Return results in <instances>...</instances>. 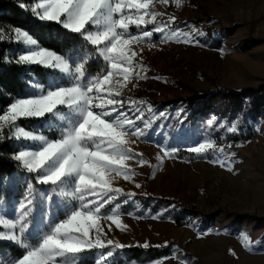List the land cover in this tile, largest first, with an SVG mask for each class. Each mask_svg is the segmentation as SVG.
Returning <instances> with one entry per match:
<instances>
[{
	"label": "snow or ice",
	"instance_id": "obj_1",
	"mask_svg": "<svg viewBox=\"0 0 264 264\" xmlns=\"http://www.w3.org/2000/svg\"><path fill=\"white\" fill-rule=\"evenodd\" d=\"M172 2L177 8L183 4V0L21 2L19 7L30 9L38 21L59 26L66 36L74 34L63 52L42 46L21 27L0 29V42L20 46L6 61L21 66L27 77L24 93L11 97V103L0 109V142H14L11 158L21 173L14 181L12 197L0 195V241L10 242L19 255L0 257V264H121V253L132 246L109 238L101 222H110L109 231L111 225L126 230L122 216L132 213H125L122 204L136 193L116 182L122 179L139 189L142 184L136 181L133 164L155 172L180 151L167 142L168 133L163 144L157 142L156 165L135 151L133 145L150 141L157 113L148 101L125 96L139 81L148 79L142 56L145 46L151 50L158 43L193 42L191 33L174 26L175 16L158 21L165 14L156 4ZM34 65L49 70L51 78L37 77ZM184 118L181 108L174 117L176 123L167 127L183 124ZM23 121L36 123L28 127ZM214 124L207 121L209 127ZM185 131L178 128L173 139ZM228 131L235 133L237 128ZM187 151L199 158L209 151L218 153L210 162L234 170L231 157L236 154L217 148L213 139H204ZM241 237L245 250H264V242L253 244L246 233ZM137 247L147 249L149 244ZM165 259L149 264H162ZM127 264L138 262L129 259Z\"/></svg>",
	"mask_w": 264,
	"mask_h": 264
},
{
	"label": "rangeland",
	"instance_id": "obj_2",
	"mask_svg": "<svg viewBox=\"0 0 264 264\" xmlns=\"http://www.w3.org/2000/svg\"><path fill=\"white\" fill-rule=\"evenodd\" d=\"M156 9L165 14L158 21L175 16L174 26L191 33L193 42L158 43L151 50L145 46L142 56L148 79L139 81L125 96L148 101L157 115L150 141L138 142L133 148L156 165L157 142L163 144L164 133H168L167 142L180 151L155 172L133 164L141 188L122 179L116 185L174 205L162 202L157 208H148L132 198L122 204L125 213H132L122 216L126 230L111 225L109 231L108 221H102V227L109 238L130 248H143L137 245L145 242L150 248L167 247L169 255L162 264H181V260L186 264H264V250H245L241 237L246 233L253 244L264 242V92L254 119L248 110L243 114L211 103L219 91H247V104L253 92L264 90V0H183L180 8L172 2L157 3ZM158 38L156 34L154 39ZM9 43L14 55L12 50L20 46ZM181 108L184 123L167 127L176 123L174 117ZM161 112L165 117L159 116ZM208 120L215 121L213 127L207 125ZM232 126L237 128L235 133L228 131ZM178 128L186 131L173 139ZM239 134L253 137L230 141L229 137ZM204 139H213L217 148L236 154L231 157L233 171L211 163L218 155L211 151L196 160L182 158L181 153H190L189 146ZM15 180L10 185L12 192ZM141 214L142 218H134ZM152 215L160 218L152 219Z\"/></svg>",
	"mask_w": 264,
	"mask_h": 264
},
{
	"label": "trees",
	"instance_id": "obj_3",
	"mask_svg": "<svg viewBox=\"0 0 264 264\" xmlns=\"http://www.w3.org/2000/svg\"><path fill=\"white\" fill-rule=\"evenodd\" d=\"M31 5L34 0H0V29L10 30L11 27H21L28 30L39 43L47 48L54 49L58 52H63L66 48L71 46V39L74 34L65 35L64 30L56 25H48L44 22L38 21L31 13L30 9H22L19 7L20 3ZM13 46L9 41L0 42V109H4L11 103V97L22 95L25 91L26 85L24 83L27 77L24 74L21 66L14 62L9 63L6 57L10 55ZM35 75L41 79L48 78L49 70L39 66H32ZM264 90L253 92L250 102L246 104L245 95L247 91H219L216 92L211 99L217 107H226L228 109L236 110L245 113L248 110L250 118L254 119V110L257 107V101L263 96ZM208 99V98H207ZM189 102L191 100H188ZM187 102V103H189ZM199 103H204V99H200ZM248 115V114H247ZM248 115V116H249ZM25 126L31 127L35 121H23ZM253 137V134L236 135L229 137L235 143L247 141ZM16 149L13 141L5 140L0 142V195L9 198L12 196V179L21 175L20 170L16 166V162L11 158L12 152ZM182 158L188 160H196L199 157L192 153H181ZM23 189L21 188L20 191ZM136 202L148 208H157L161 206L158 203L166 202V205H174L171 202L163 200H154L150 197H143L136 194L133 197ZM154 202V204H151ZM176 206V205H175ZM177 207V206H176ZM182 209L181 207H179ZM183 211V210H182ZM19 255L16 247L8 242L0 241V257ZM169 255V249L166 248H127L121 253V264L124 260H136L143 264L158 258Z\"/></svg>",
	"mask_w": 264,
	"mask_h": 264
}]
</instances>
